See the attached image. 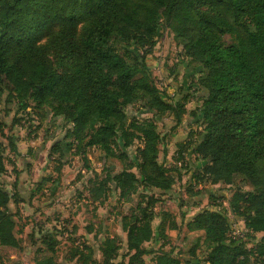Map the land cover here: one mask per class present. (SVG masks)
Instances as JSON below:
<instances>
[{"label": "trees", "instance_id": "16d2710c", "mask_svg": "<svg viewBox=\"0 0 264 264\" xmlns=\"http://www.w3.org/2000/svg\"><path fill=\"white\" fill-rule=\"evenodd\" d=\"M160 24L171 32L188 66L198 69L196 83L205 91L197 107L202 129L195 141L192 135L186 141V148L205 162L199 183L231 185L240 177L249 188L235 190L228 202L231 215L247 230L241 241L228 240L227 215L214 208L187 221L209 246L201 264H252L253 252L264 264V0H0V93L30 99L35 108L52 102L54 115L72 124L49 148V156L59 160L72 148L70 137L81 149L87 137L86 146L107 155L113 154L111 143L127 148L139 139L138 173L148 186L168 191L173 180L157 163L155 124L131 120L123 111L140 103L158 115L168 113L176 125L186 113L188 97L166 103L146 65ZM224 35L231 43H223ZM7 129L0 122L1 136ZM3 150L0 143V175ZM130 169L109 180L127 206L118 213L126 234V264H145L143 245L154 236V201H134L138 178ZM11 202L20 203L0 187V251L7 257L21 250ZM255 233L262 234L257 251L246 247ZM40 244L35 263H48L55 241L44 237ZM117 250L114 239L106 238L102 264H110ZM155 261L167 264L163 256ZM191 264L200 263L195 258Z\"/></svg>", "mask_w": 264, "mask_h": 264}, {"label": "rangeland", "instance_id": "374dc122", "mask_svg": "<svg viewBox=\"0 0 264 264\" xmlns=\"http://www.w3.org/2000/svg\"><path fill=\"white\" fill-rule=\"evenodd\" d=\"M200 10L208 12L207 7ZM222 41L229 44L232 40L224 35ZM49 55L54 63L53 54ZM146 65L166 103L175 104L188 97L186 113L179 125L168 113L158 115L140 103L123 109L131 120L155 124L160 135L157 163L167 169L165 177L173 180L165 192L148 186L138 173L142 148L139 139L127 148L120 141L118 145L111 143L113 154L107 155L100 147L86 146L87 137L83 138L82 149L70 137L72 148L59 160L57 155L49 156V148L64 139L72 124L54 115L52 102L35 108L30 99L18 100L15 95L0 93V122L8 126L0 135L5 167L0 175V187L9 195L15 194L20 201L17 207L11 202L9 212L14 214L13 232L21 246L18 253L8 257L0 251V264H36L35 259L39 258L36 250L41 248L44 237L55 241V253L50 262L42 260L40 264H102L100 248L106 238L114 239L118 246L110 264H126V234L118 213L127 206L119 200V192L109 176L129 167L138 178L134 201L144 204L146 200L154 201L151 222L154 236L143 245L147 252L143 256L145 264H155L161 256L167 264H191L195 258L203 263L209 246L202 244L201 232L186 226L189 217L213 208L228 215L227 206L234 191H249V188L240 177L231 185L199 183L205 162L186 148V141L190 135L195 141L202 129L197 106L205 91L196 83L198 69L188 66L171 32L161 24ZM147 171L151 174L150 167ZM99 185L104 190H98ZM98 194L99 201L93 202V195ZM227 218L229 223L234 219L239 229L246 230L241 219ZM261 237V233L253 234L255 241L248 245L257 251ZM261 261L262 258L254 257L252 264Z\"/></svg>", "mask_w": 264, "mask_h": 264}, {"label": "built area", "instance_id": "2783aa9c", "mask_svg": "<svg viewBox=\"0 0 264 264\" xmlns=\"http://www.w3.org/2000/svg\"><path fill=\"white\" fill-rule=\"evenodd\" d=\"M227 209H228V215L227 216H231L232 217L228 206H227ZM238 226H239L238 222H236L234 219L230 221V223H229V232H228V235H227L228 240L236 242V241H241L242 239L245 238V235L247 234V230L239 229ZM246 247L248 249L252 248V246H250V245H246ZM254 257H256V253L255 252H253V257L251 258V260H253ZM258 264H261V263L259 262Z\"/></svg>", "mask_w": 264, "mask_h": 264}, {"label": "crops", "instance_id": "0c3cea01", "mask_svg": "<svg viewBox=\"0 0 264 264\" xmlns=\"http://www.w3.org/2000/svg\"><path fill=\"white\" fill-rule=\"evenodd\" d=\"M197 107H198V106H197ZM185 109H186V106H185ZM192 217H193V216H192ZM192 217H191V219H192ZM191 219H190V217H189V220H188V221H190Z\"/></svg>", "mask_w": 264, "mask_h": 264}]
</instances>
